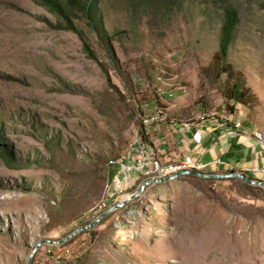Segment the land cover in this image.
<instances>
[{"label":"rangeland","instance_id":"1","mask_svg":"<svg viewBox=\"0 0 264 264\" xmlns=\"http://www.w3.org/2000/svg\"><path fill=\"white\" fill-rule=\"evenodd\" d=\"M228 1L239 24L227 63L255 96L246 120L264 136V0ZM99 6L113 59L83 21L62 30L35 0H0V264H264V189L187 175L147 185L28 262L38 241L64 239L148 180L135 174L136 186L108 197L116 163L140 145L141 119L225 118L233 105L225 76L212 83L202 72L221 9L187 0L161 19L128 0Z\"/></svg>","mask_w":264,"mask_h":264},{"label":"crops","instance_id":"2","mask_svg":"<svg viewBox=\"0 0 264 264\" xmlns=\"http://www.w3.org/2000/svg\"><path fill=\"white\" fill-rule=\"evenodd\" d=\"M231 106L236 115L238 111L244 115L239 127L235 126L238 119L224 124L218 116H211L213 112L200 113V117L187 120L163 121L159 118L157 123L143 127L142 142L148 147L142 150L147 167L136 174L149 179L154 171L157 173L181 164L178 161L186 155L204 165V171L209 173H247L252 168H264V136L246 120L244 108L237 104ZM235 114L233 116L237 117ZM132 178L129 184L134 187L141 178L136 175ZM260 179L264 181V176Z\"/></svg>","mask_w":264,"mask_h":264},{"label":"trees","instance_id":"3","mask_svg":"<svg viewBox=\"0 0 264 264\" xmlns=\"http://www.w3.org/2000/svg\"><path fill=\"white\" fill-rule=\"evenodd\" d=\"M49 12L60 18L58 27L62 30H74L75 21H83L86 26L94 33L98 34V38L103 49L110 54L109 38L105 36L102 30V11L99 6L100 0H35ZM187 0H128L129 6L135 14H150L161 19L170 17L177 11H180L183 4ZM203 4H211L222 10V23L219 34L218 50L213 56L209 65L202 69V72L209 78L212 83L220 80L221 76H225L223 88L224 100L237 104L244 108L248 114H251L257 106V100L249 88L243 85V82L236 77L231 66L227 63L228 47L234 40V34L239 24L237 11L229 3L228 0H201ZM84 51L92 57L93 54L90 47L84 43ZM111 56V54H110ZM113 59V56H111ZM225 118L220 117L224 124L237 119L233 116L232 108L227 110ZM228 115V116H227ZM217 117V116H216ZM143 119L141 122L143 124ZM240 120V119H238ZM241 123L243 120H240ZM141 139L143 132H140ZM115 172L111 174L113 177Z\"/></svg>","mask_w":264,"mask_h":264},{"label":"water","instance_id":"4","mask_svg":"<svg viewBox=\"0 0 264 264\" xmlns=\"http://www.w3.org/2000/svg\"><path fill=\"white\" fill-rule=\"evenodd\" d=\"M182 175L194 176V177H198V178H201V179H210V178L228 179V178H234V179L240 180L241 182H243L245 184L252 185V186H256V187H260V188L264 189V181L252 179V178L246 176L245 174L240 173V172H236V171H230V172H227V173H224V174L209 173V172H202L201 173V172L190 171V172H188L186 174H176V175H173L172 177H168V178H165V179H160L159 181H156V180H147V181H144L143 184L140 185L138 192L130 195L129 197L125 198L124 200H122V201H120L118 203H115V204L111 205L105 211H103L102 213H100L92 223H90L88 225L80 226V227L74 229L64 239L59 240V241H50V240H40V241H38L35 244V246L33 247V249L31 250V252H30V254L28 256V262L33 257V255L38 250V248L41 247V245H43V244H51V245L62 244L66 240H68L71 237L75 236L77 233H79V232H81L83 230H86V229H89V228L95 226L97 223H99V221L104 216H106L107 214H109L110 212H112L115 209L124 207L128 202H130L131 200H133L134 198H136L137 196H139L143 192L144 188L147 185L171 181V180H174L177 177L182 176Z\"/></svg>","mask_w":264,"mask_h":264},{"label":"built area","instance_id":"5","mask_svg":"<svg viewBox=\"0 0 264 264\" xmlns=\"http://www.w3.org/2000/svg\"><path fill=\"white\" fill-rule=\"evenodd\" d=\"M150 123H157V117L152 118V121H149V124H142V126L143 127L150 126ZM223 127H225L228 130V127H226L225 125H223ZM138 138H140V145H133L132 142L129 153H140V151L144 147H148L142 142L141 137ZM146 160L147 159L144 158L143 161H136L135 163H126V161H124V163H116L117 172L112 177V180L110 182V193H108V197L110 199L112 193L116 188L122 187L123 185L127 184L129 181L132 180V175H135L141 170L142 167L146 166ZM178 163L189 164L190 171L201 172V173L205 172L204 171L205 166L195 161L190 155L184 156L181 160L178 161ZM180 174H186V173H180ZM243 174H245L246 176L252 179L261 180L260 177L264 176V168H252L249 169L247 173H243ZM173 175L176 174H163L160 179H165Z\"/></svg>","mask_w":264,"mask_h":264},{"label":"bare ground","instance_id":"6","mask_svg":"<svg viewBox=\"0 0 264 264\" xmlns=\"http://www.w3.org/2000/svg\"><path fill=\"white\" fill-rule=\"evenodd\" d=\"M212 117H216L217 114L212 113L211 115ZM240 121L237 120V122L235 123L236 127L240 126ZM258 139H261V137L259 135H256ZM145 158V154L144 151L141 150L140 153H132L127 159H125L124 161H126V163H135L136 161H143ZM124 161H121L120 163H124ZM147 167V162H146V166L142 167L141 170H145ZM190 172V165L186 164V163H181L179 165H176L170 169H166V170H158L156 173V179H148V180H156L159 181L161 176L163 174H180V173H188ZM172 177V176H170Z\"/></svg>","mask_w":264,"mask_h":264}]
</instances>
